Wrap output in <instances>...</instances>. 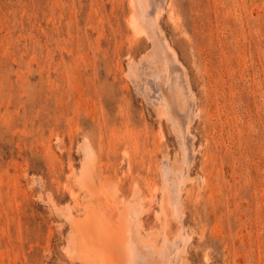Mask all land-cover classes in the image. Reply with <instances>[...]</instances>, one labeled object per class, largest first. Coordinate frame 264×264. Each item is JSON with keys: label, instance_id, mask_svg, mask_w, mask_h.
I'll return each instance as SVG.
<instances>
[{"label": "rangeland", "instance_id": "rangeland-1", "mask_svg": "<svg viewBox=\"0 0 264 264\" xmlns=\"http://www.w3.org/2000/svg\"><path fill=\"white\" fill-rule=\"evenodd\" d=\"M129 1L0 0V264H81L85 259L80 258L81 254L77 255L80 248L76 243L81 246L79 231L90 235V230L87 232L80 226H92L96 221V227L91 228L98 231L93 230L91 237L98 239V235L108 234L115 247L114 250L109 241V251L120 254L121 264L127 263L129 255L122 256L118 240L127 233L125 227L131 223V232L138 235L136 242L140 243L142 239L144 242L141 246L135 242L134 255L139 253L138 247L140 251L144 250L141 255L150 251L151 254L146 255H150L148 260L159 258L154 264H161V260L167 258L169 241H174L179 230L183 232L184 229L188 235L191 232L190 239L187 238L189 242L185 239L188 243L181 245L182 250H188L185 251L187 256L183 255L184 251L181 253L188 264H264V0H162L158 18L155 17L156 23L160 21L157 23L159 37L169 41L168 47L173 46L174 50H171L176 53L172 56L168 47L162 48L158 55L155 54L157 59L154 57L157 64L153 61V53L161 46L155 45L167 44L157 41L159 32L155 31L158 32L155 35L152 28L144 31L150 30V36L142 32L139 37L136 34V38L126 20L132 7ZM151 33L155 36L153 39ZM163 50L168 56L164 57L169 59L159 61L160 54L159 59L162 54L166 55ZM170 57H173V63H170ZM142 59L143 63H153L147 68L151 71L157 65L154 68L155 72L160 68L157 74L173 65V68H179L178 75L177 70L173 75L174 80L179 74L188 77L182 76L185 83L189 80L191 86L186 83L185 86L190 87L185 88L190 90L192 87V98L188 99L190 94L185 88L187 92L182 88V92L179 90L181 96L174 88L181 99L175 96L176 92L173 94L172 90L164 89L167 85L164 87L161 79L158 81L160 86H155L153 72L150 76L148 70L150 77L142 74ZM131 61L136 62L141 71ZM158 61L162 64L168 61V67L172 66L167 68L164 64L165 68H161L163 65L159 63V66ZM130 64L137 73L134 69L129 72ZM133 74L143 79L144 87L168 89L169 93H164L173 94L176 101L182 100L183 96L187 100L181 103L194 104L189 115V121H193L192 129L186 127L194 134L186 132L192 136H187V144L191 142L189 148L194 145L193 150L190 148L188 162L184 160L183 140L178 141L181 134L177 135L179 131L169 120V115L165 118L168 113H160L161 110L169 112L168 106L159 110L160 106L152 103L153 100L135 86ZM161 76H164L163 72ZM175 100L173 98L174 104ZM181 103L178 107L185 106ZM178 107L174 109H183ZM198 107L200 112L196 115L194 109ZM86 142L92 144L91 154L97 159L94 164L92 159L93 166L89 161L91 154L87 155L84 149ZM175 157L184 158V162L178 159L179 163ZM183 163L192 165L186 169L190 174L186 173ZM162 166H171L173 172L176 168L172 173L175 177L171 175V178L172 171L169 173ZM199 174L205 179L202 180ZM176 175L180 187L181 182L188 180H185L186 184L185 181L182 183L183 189L181 187L183 199L179 200L183 202L180 208L185 215L180 217L170 207L179 187L171 186L172 179L178 182ZM166 176L171 182L168 183ZM193 176L198 177L194 179ZM87 179L92 183L89 184ZM200 181L207 184L204 186ZM83 182H87L89 188ZM93 183H98L97 187ZM92 186L94 197H90ZM137 191L140 192L138 198ZM145 197L148 200L144 202ZM141 199L146 206L143 202L140 205ZM162 200L167 201L166 208L160 204ZM94 201L101 206H96ZM99 211L108 214L107 220L105 215L101 218L103 213ZM69 217L74 224L66 219ZM78 221L80 224H75ZM161 222L165 224L162 226ZM180 222L185 227L188 225L187 229ZM152 230H156L154 235ZM158 231L161 235L156 234ZM164 232L169 236L177 232V235L170 238ZM165 235L169 237L168 243ZM179 235L176 239L181 240ZM71 236L72 242L74 239L79 241L74 242L77 253L74 250L69 256L66 248ZM157 241L158 244L153 246ZM147 243L164 258L161 253L159 256L162 257L155 256ZM74 244H70L73 247H68V251L71 247L75 249ZM161 245L165 255L160 250ZM146 258H141L142 262ZM178 258L182 259L180 255ZM87 261L96 264L90 260L83 264H88ZM117 261L110 264H117ZM151 261H144V264H153ZM183 261L180 263L184 264Z\"/></svg>", "mask_w": 264, "mask_h": 264}, {"label": "bare ground", "instance_id": "bare-ground-1", "mask_svg": "<svg viewBox=\"0 0 264 264\" xmlns=\"http://www.w3.org/2000/svg\"><path fill=\"white\" fill-rule=\"evenodd\" d=\"M57 1H58V0H56V2H57ZM161 1H162V0H130V1H129V4H131L132 7H130L129 13H128V15L126 16V20H127V24H128V26H129V28L132 29V32H134L136 38H137V35H136V34H138V37H139V36H140L139 34L142 33V32H143V35L149 33L150 30H149V31L146 30V31H147V33H146V32H144L145 29L152 28V29H153V33H155V31H157V30L159 29V28H157V27H158L157 25L159 24L160 21H159V22L157 21V23H158V24H157V23H156V20H157V19H156L155 17L157 16V13H159V12H157V11H158V7H159ZM168 3H169V2H168ZM166 5H167V4H166ZM167 6H168V5H167ZM167 6H166V7H167ZM59 7H60V6H59ZM61 7H62V6H61ZM160 8H161V7H160ZM161 9H162V8H161ZM161 9H160V10H161ZM163 9H164V8H163ZM163 9H162V11H163ZM160 10H159V11H160ZM170 10H171V9H170ZM162 11H161V12H162ZM157 18H158V16H157ZM159 19H160V18H159ZM53 21H54V20H53ZM146 25H148L149 27L147 26L148 28H146ZM69 26H70V25H69ZM161 28H162V26H161ZM162 29H163V28H162ZM158 32H159V30H158ZM158 32H156L155 35H157ZM153 33H151V35H152V39H153V36H154ZM159 34H160V32L158 33V37L156 36V39L158 38L157 41L162 42V43H166L167 45H166V46H165L164 44L160 45L159 43L157 44V46L155 45V47H159V46H161V49H158V50H157V48H156L157 53L155 52V50H154L155 47L153 46V47H154V48H153V51L155 52V53H153L154 56H153L152 53L150 54L151 56H153V59H154V57H155V54L158 55V51L161 52L162 48H164V47H168V45H169V44L167 43V42H169V41L165 42V40L162 39V38H161V39H162V40H161L160 37H159ZM70 35H71V34H70ZM135 36H134V37H135ZM149 36H150V33H149ZM160 36H162V34H161ZM154 37H155V36H154ZM165 37H166V35H165ZM154 39H155V38H154ZM156 39H155V40H156ZM155 40H154V41H155ZM160 40H161V41H160ZM154 41H153V42H154ZM154 44H156V41L154 42ZM154 44H153V45H154ZM158 45H159V46H158ZM148 46H149V45H148ZM148 46H147V47H148ZM171 46H172V44H171ZM151 47H152V46H151ZM172 47H173V46H172ZM172 47H171V49H172ZM168 48H169L168 50H171V49H170V46H169ZM172 50H174V49H172ZM172 50L170 51L171 53H169V52L167 51V49H165V51H167L169 54H171V55L173 56V54H175L176 52L174 53ZM153 51H152V52H153ZM163 51H164V50H163ZM163 51H162V52H163ZM165 51H164V52H165ZM164 52H163V53H164ZM172 52H173V53H172ZM165 53H166V52H165ZM146 55H147V54H146ZM146 55H144V56H146ZM171 55H169V56H171ZM148 56H149V55H148ZM148 56H146V57L149 58V60H150L151 56H150V57H148ZM160 56H161V54H160L158 57L160 58ZM162 56H163V57H161V59L158 58L159 61H160V60L163 61L164 59H166V60L169 59V58H168V59L166 58V57H168V56H167V53H166V55H165V54H164V55L162 54ZM164 56H166V57H164ZM174 56H175V55H174ZM133 57H134V56H133ZM128 58H130V56H128ZM155 58H156V57H155ZM163 58H164V59H163ZM172 58H173V57H170V61H172V62H170V63H173L174 60L176 61V58H177V57L175 56V59H174V60H173ZM136 59H137V58H136ZM153 59L151 58V60H153ZM156 59H157V58H156ZM162 59H163V60H162ZM171 59H172V60H171ZM138 60H139V59H138ZM144 60H146L145 57H144ZM132 61H133V59H132ZM132 61H131V62H132ZM141 61H142L141 63H143V59H142ZM147 61H148V60H147ZM153 61L157 64V62L155 61V59H154ZM159 61H158V65H159V63H161V65H163V66L159 65V66H161V68H163V67L165 68L166 64L169 63L168 61H167V63L164 62V64H165V66H164V64H162V62H159ZM178 61H179V62H182V61H180V60H178ZM144 62H145V61H144ZM151 62H152V61H151ZM129 63H130V60H129ZM132 63L135 65L136 62H135V63L132 62ZM138 63H139V67H140V62H138ZM155 63H154V65H155ZM133 64H130V66H131V65L133 66ZM152 64H153V63H152ZM152 64H150V61H149L148 64L145 62V63H143V65L141 64V65H142V66H141V67H142L141 69H142V74L144 73V74L147 75V73L149 74V73L151 72V73L149 74V75L151 76V74H152V72H153L154 76H152V78L155 80L156 83L153 82L152 80H150V81H152V82L155 84V86H156V84L159 85L158 81L161 79L162 82L164 83V87L167 85V87H165L164 89L168 88L169 90H172L173 94L176 92L177 94L175 93V94H176L175 96H178V94H179L180 92H182V89H184L185 87L188 86V88H189V87L191 86V85L189 84V82H188L189 80H186V81H187L186 83L189 84L190 86H189V85L185 86V84H186V83L184 82L185 80H183V78H182L183 74H182V76H180L181 74H179V77L176 76V77H178L180 80H179L178 78H177V80H176V79L174 80V76H173V75L175 74V71H176L177 69L179 70V68H177V69L173 68L174 65H173V66L171 65L172 68L169 69V70H172V69H173L172 71H174V73H173L172 71H171V73H167L169 70H166V69L164 70V69H162L161 74H157V72H158V73L160 72V71H158V70H160V68L157 69V72H155L156 69H154V68H155L157 65L154 66V68H153L152 71H151V69H147V68L152 67V66H151ZM128 65H129V64H128ZM136 65H137V63H136ZM136 65H135V66H136ZM179 65H180V64H178L177 66H179ZM132 66L130 67V68H132V69H130L131 71L129 70V72H133L132 70H133L135 67L133 68ZM159 66H158V67H159ZM171 66H169V67H171ZM181 66H182V64H181ZM181 66H180V67H181ZM136 67H137V66H136ZM169 67H168V64H167V68H169ZM175 67H176V65H175ZM137 68H138V67H137ZM137 68H136V69H137ZM182 68H183V71H185V72H183V73H185L184 75H186V70H184L185 68H184L183 66H182ZM138 69H139V68H138ZM138 69H137V70H138ZM124 70H125V69H124ZM124 70H123V71H124ZM134 70H135V69H134ZM148 70H149L150 72H149ZM154 70H155V71H154ZM178 70H177V72H176L177 75H178ZM139 71H141V70L139 69ZM139 71H138V73H139ZM127 72H128V71H127ZM135 72H136V70H135ZM135 72H134V74H135ZM162 72H163V74H164L163 77H165V78H163V77L161 76V75H162ZM136 73H137V72H136ZM172 73H173V74H172ZM179 73H181V71H180ZM127 74H128V73H127ZM131 74H132V73H131ZM134 74H133L132 77L134 78L135 86H136L139 90L143 91L144 94H146V96L148 97V99L153 100L154 102L152 101V103L158 104V106H160V107H158L159 110L162 109L161 107H164V105H166V107L168 106L167 110L169 109V110H168L169 112H167V111L165 112V110H164V111L161 110L160 113H161V112L168 113V114H165L166 116L164 115L165 118L167 117V115H169V117H170L169 120H171V122L173 123L174 127H176V128L178 129V131H179V134H177L178 131H176V132H177L176 134H177V135H180V134H181V139H180V140L178 139V138H180V136L177 137V139H178L179 142L183 140V141L181 142V143H183V147H182V146H181V147L184 148L183 152H184V157H185V159L182 158L181 160L183 161V159H184V160H186V161L188 162V157H189V155H190V152H192V151L190 150V148H191L192 150L194 149V148H193L194 145H192V147L190 146V148H189V146H188L189 143H190V145H191V142H189V143L187 144V141H189L188 139H189V138H192V136H188V134L191 132V130H190V132H189V131H187V128H188L189 126H191V123L193 122V121L190 122L191 119H190V121H189V118H190L189 115H190V111L192 110V106L194 107V104L191 105L192 103H188V104L185 105L184 102H186V100H187L186 98H187V97H186L185 100H184V98H183V96H182V100H180V99H181L180 96L182 95V93H180V96H178V97H180V99H179L178 97H176V98H178V100H180V101L177 100V101H178L177 104H176L177 101L175 100V97H173L174 100L176 101L175 104H176V106L178 107L179 102L181 103V102L184 100V102L181 103V105H185L186 107H185V106H179V107H183V109L180 108V110H175L177 107L175 108V104H174V102H173V98H172V95H173V94L170 93V94H172L171 96H168L167 94H165V93L168 91V89H167L166 91H164L162 88L159 87V86H160V85H159V86H157V87H158L157 89H154V90L152 89V90H153V91H152V90H151L152 86H151V88H149L150 85H148V86H149L148 88H147V87H144V86H145V83L143 84V82L141 81L142 78L140 79V77H139L137 74H136L137 76L135 75V76H136V77H135ZM139 74H141V73H139ZM144 74H143V76H144ZM153 74H152V75H153ZM155 74H157V75H155ZM170 74H171L172 76H171ZM129 75H130V74H129ZM146 75H145V79H146L147 76L150 77L149 75H147V76H146ZM175 75H176V74H175ZM187 76H188V74H187ZM128 77H129V76H128ZM183 77H186V76H183ZM20 78H21V77H20ZM152 78H149V79H152ZM162 78H163V79H162ZM186 78L188 79V77H186ZM129 79H130V78H129ZM149 79H148V80H149ZM131 80H132V78H131ZM142 80H143V79H142ZM161 80H160V81H161ZM132 81H133V80H132ZM178 81H179V82H178ZM146 82H147V84H148V81H146ZM134 83H132V84H134ZM149 84H150V83H149ZM154 84H153V85H154ZM172 84H173V85H172ZM176 84H177V85H176ZM143 85H144V86H143ZM175 85H176V86H175ZM127 86H128V85H127ZM133 86H134V85H133ZM177 87H179V88H177ZM137 88H136V89H137ZM146 88H147L148 90H147ZM155 88H156V87H155ZM174 88H176V90H177L178 92H179V90H180L181 88H182V89H181L180 92L178 93L176 90L173 91ZM188 88H185V89H188ZM185 89L183 90V92L186 91ZM191 89H192V87L190 88V90H191ZM190 90H189V89L187 90V91L189 92L188 95L190 94V96L184 94V96H185V95L188 96V99H190V97L192 98V95H191L192 92L190 93ZM187 91H186V92H187ZM192 91H193V89H192ZM143 92H142V95H144ZM164 92H165V93H164ZM167 93H169V91H168ZM138 94H139V93H138ZM194 94H195V92L193 93V95H194ZM144 96H145V95H144ZM195 97H196V96H195ZM151 100H150V101H151ZM193 100H196V99L194 98ZM193 100H190V102H191V101L193 102ZM187 102H188V101H187ZM195 102H196V101H195ZM195 102H194V103H195ZM159 103L162 104V106L159 105ZM196 103H197V102H196ZM155 104H154V105H155ZM179 105H180V104H179ZM187 105H188V106H187ZM156 106H157V105H156ZM156 106H154V107H156ZM196 106H197V105H196ZM166 107H164L163 109H165ZM179 107H178V108H179ZM184 107H185V108H184ZM174 108H175V109H174ZM159 110H158V111H159ZM197 110H198V111H197ZM197 110L194 109L195 114H196V112H197L196 115H198V113L200 112V111H199V107H198ZM174 111H175V112L178 111L177 114H176ZM164 113H163V114H164ZM191 114H192V113H191ZM196 115H195V116H196ZM161 116H163V115H160V117H161ZM190 116H191V115H190ZM158 117H159V114H158ZM191 118H192V117H191ZM186 119H188V121H189V125L186 124V122L188 123V121H186ZM166 120H167V119H166ZM166 120H165V121H166ZM169 120H167L166 122H168ZM160 122H161V121H160ZM172 123H171V124H172ZM173 125H172V127H173ZM186 125H187V126H186ZM172 127H171V128H172ZM186 127H187V128H186ZM169 128H170V127H169ZM174 129H175V128H174ZM174 129L172 128V130H174ZM177 129H176V130H177ZM189 129H190V127H189ZM189 129H188V130H189ZM191 129H192V126H191ZM174 131H175V130H174ZM159 132H160V130H159ZM186 132H188V134H186ZM161 133H162V132H161ZM173 133H175V132H173ZM159 134H160V133H159ZM177 135H176V136H177ZM189 135H193V136H194V134H193V130H192V132H191ZM160 136L162 137L163 135L161 134ZM187 136L189 137L188 139H187ZM58 138H59V137H58ZM87 138H88V136H87ZM175 139H176V138H175ZM57 140H60V139H57ZM85 140H86V139H85ZM88 140H89V138H88ZM193 140H194V137H193ZM60 141H61V140H60ZM83 141H84V140H83ZM89 141L91 142V140H89ZM191 141H192V140H191ZM90 142H86V144H85V148H84V149L86 150V152H87V155L91 154V152L93 151V146H92V144H91ZM179 142H178V144H179ZM62 143H63V142H62ZM82 143H83V142H82ZM193 143H194V142H192V144H193ZM60 144H61V143H60ZM181 145H182V144H181ZM179 146H180V145H179ZM182 148H181V151H182ZM179 149H180V148H179ZM195 149H196V148H195ZM94 150L96 151L95 148H94ZM95 151H94L93 153H95ZM179 151H180V150H179ZM195 151H196V150H195ZM197 151H198V150H197ZM197 151H196V152H197ZM125 152H126V150H125ZM177 152H178V151H177ZM177 152H176V154L179 153V152H178V153H177ZM183 152H182L181 154H183ZM196 152H195V154H196ZM96 153H97V152H96ZM176 154H175V155H176ZM191 154H192V153H191ZM94 155H95V154H94ZM97 155H98V153H97ZM124 155H125V154H124ZM193 155H194V154H193ZM91 156H92V158H91V160H89V161H91V162H90V165L92 164V159L95 160V161L93 162V164L96 163V160H97V159L93 158L94 156H93L92 154H91ZM98 156H99V155H98ZM126 156H127V153H126ZM178 156H179V154L177 155V157H178ZM181 156H182V155H181ZM87 157H88V156H87ZM95 157H97V156H95ZM164 157H165V156H164ZM167 157H168V156H167ZM195 157H196V156H195ZM97 158H98V157H97ZM193 158H194V157H193ZM163 159H165V158H163ZM170 159H171V158H170ZM170 159H169V157H168V160H169V161H170ZM175 159L178 160L179 158H176V157H175ZM175 159H174V162H173V163H175ZM81 160H82V159H81ZM165 160H167V158H166ZM168 160H167V162H168ZM179 160H180V159H179ZM179 160H178V162H179ZM181 160H180V162H181ZM191 160H192V158H191ZM162 161H163V160H162ZM189 161H190V160H189ZM163 162H164V161H163ZM180 162H179V163H180ZM183 162H184V161H183ZM187 162H186V163H187ZM98 163H99V162H98ZM157 163H158V162H157ZM164 163H165V162H164ZM171 163H172V162H171ZM176 163H177V162H176ZM190 163H192V162H190ZM193 163H194V160H193ZM88 164H89V163H88ZM88 164H87V165H88ZM162 164H163V163H162ZM169 164H170V163H169ZM163 165H164V164H163ZM167 165H168V164H167ZM172 165H173V164H172ZM179 165H180V164H179ZM184 165H186L187 168H186V166L184 167ZM188 165H189V164H188ZM188 165L183 163V167L185 168V170L188 169V167H191V166H192L191 164H190L191 166H188ZM88 166H89V165H88ZM91 166H93V165H91ZM91 166H90V167H91ZM94 166H95V168L97 167V165H94ZM86 167H87V166H86ZM159 167H160V166H159ZM164 167H165L166 170H168V172H169V171H172L171 173H170V172H169V173H170V177H171V175H172V177H173L174 174H172V173H175L176 168H175V171L173 172L171 166H170V167H168V166H164ZM164 167L162 166V168H164ZM95 168H94V167H93V168L91 167L90 169H94V171H95V170H96ZM173 168H174V167H173ZM192 168H193V167H192ZM71 169H72V168H71ZM189 169H190V168H189ZM179 170H180V169H179ZM179 170L177 169V171H179ZM181 170H183V172H184V169H181ZM72 171H73V173H74V170H72ZM90 171H91V170H90ZM94 171H93V172H94ZM161 171H162V169H161ZM77 172H78V171H77ZM91 172H92V171H91ZM93 172H92V173H93ZM181 172H182V171H181ZM181 172H180V173H181ZM188 172H189V170H188ZM188 172H187V170H186V173H188ZM95 173H96V172H95ZM161 173H162V172H161ZM180 173H178V174H180ZM186 173H185V174H186ZM71 174H72V173H71ZM77 174H78V173H77ZM89 174H90V173H89ZM89 174H88V175H89ZM176 174H177V172H176ZM188 174H190V173H188ZM200 174H202V173L200 172ZM200 174H199V177L202 176V175L200 176ZM204 174H205V173H204ZM180 175L183 176V174H180ZM180 175H179V176H180ZM197 175H198V174H197ZM89 176H90V175H89ZM164 176H165V175H164ZM164 176H163V177H164ZM176 176H177V178H178V175H176ZM181 176H180V178H182ZM186 176H187V175H186ZM191 176H192V175H191ZM203 176H204V175H203ZM203 176H202V180L205 179ZM84 177H85V176H84ZM94 177H95V181H96V178H97V177H96V176H94ZM163 177H162V178H163ZM168 177H169V175H168ZM172 177H171V178H172ZM174 177H175V176H174ZM174 177H173V178H174ZM187 177L189 178V176H187ZM195 177H196V176H195ZM197 177H198V176H197ZM197 177H196V178H197ZM40 178H41V177H40ZM81 178H82V176H81ZM166 178H167V176H166ZM192 178H194V176H193ZM192 178H191V179H192ZM196 178H194V179H196ZM76 179H78V177H77ZM85 179H86V178H85ZM85 179L83 178V181H85ZM92 179H93V178H92ZM182 179L184 180V178H182ZM186 179H187V178H186ZM186 179H185V180H186ZM79 180H81V179L79 178ZM158 180H159V179H158ZM167 180H168V183L171 182V181H170V178H169V179L167 178ZM185 180H184V181H185ZM197 180H200V178L197 179ZM207 180H208V179H207ZM81 181H82V180H81ZM81 181H80V184H81ZM86 181L88 182V179H87ZM99 181H100V180H99ZM99 181H98V183H99ZM179 181H180L179 178H178V182H175V181H173V179H172L171 186L177 188V187L180 185V182H179ZM184 181L181 182V187H182V183H184ZM186 181H188V180H186ZM186 181H185V184H186ZM191 181H192V180H191ZM87 182H86V183H87ZM101 182H102V180H101ZM164 182H165V180H164ZM200 182H201V181H200ZM206 182H207V181H206ZM76 183H77V182H76ZM83 183H85V182H83ZM86 183H85V184H86ZM88 183L90 184V183H92V182H90V180H89ZM95 183H96V182H95ZM98 183H97V184H94V183H93V184L97 187ZM168 183L166 182V185H167ZM201 183H202V182H201ZM85 184H84V185H85ZM159 184H160V183H158V185H159ZM195 184H196V183H195ZM197 184H198V183H197ZM202 184H203V183H202ZM202 184H201V185H202ZM206 184H207V183H205V185H206ZM76 185L79 186L78 184H76ZM86 185H87L86 187L89 188L90 185H89V186H88V184H86ZM100 185H102V184H100ZM100 185H99V186H100ZM169 185H170V184H168V186H169ZM199 185H200V184H199ZM203 185H204V184H203ZM205 185H204V186H205ZM80 186H81V185H80ZM133 186H134V185H133ZM171 186H169L168 188H170ZM115 187H116V186H115ZM115 187H114V188H115ZM158 187H159V186H158ZM165 187L167 188V186H165ZM165 187H164V189H165ZM179 187H180V186H179ZM179 187H178L176 190L173 188V190H175V192H174L173 199H171L172 202H171V206H170V207H171L172 210L174 211V214H176L177 216L180 217L181 214H182V212H185V211H181L182 209L180 208V207H181L180 204H182L183 201L181 202V201L179 200L180 198H182V197L180 196V194H181L180 192H181L182 190H181V187H180V188H179ZM188 187H189V186H188ZM84 188H85V187H84ZM102 188H103V186H102ZM102 188H101V190H103ZM114 188H113V189H114ZM134 188H135V186H134ZM142 188H143V187H142ZM192 188H194V187H192ZM82 189H83V186H82ZM85 189H86V188H85ZM105 189H106V188H105ZM170 189H171V188H170ZM182 189H183V187H182ZM185 189H186V187H185ZM185 189H184V190H185ZM187 189H188V188H187ZM190 189H191V188H190ZM190 189H189V190H190ZM86 190H89V189H86ZM91 190H95V188L92 186V189H90V192H91L90 197H91V196L94 197V195H92L94 192H92ZM135 190H136V189H135ZM138 190H139V189H138ZM141 190H142V192H143V189H141ZM158 190H159V189H158ZM168 190H169V189H168ZM173 190H172V191H173ZM99 191H100V188H99L98 192H99ZM172 191H169V192L171 193ZM70 192H71V191H70ZM84 192H85V190H84ZM98 192H97V193H98ZM109 192H110V191H109ZM111 192H112V191H111ZM155 192H157V191H155ZM167 192H168V191H167ZM182 192H183V191H182ZM187 192H188V191H187ZM187 192H186V194H187ZM73 193H75V192H73ZM86 193H87V192H86ZM137 193H138V194H137L138 196H136V197L138 198L140 192L137 191ZM172 193H173V192H172ZM70 194H72V193H70ZM77 194H78V193H77ZM102 194H103V193H102ZM114 194H115V193H114ZM114 194H112V195H114ZM117 194H118V193H117ZM155 194H156V193H155ZM160 194H161V193H160ZM50 195H51V194H50ZM86 195H87V194H85L84 197H86ZM141 195H142V194H141ZM141 195H140V196H141ZM147 195H148V194H147ZM161 195H162V197H163V194H161ZM184 195H185V194H184ZM76 196H77V195H76ZM115 196H116V195H115ZM115 196H113V197L115 198ZM117 196H118V195H117ZM123 196H124V195H123ZM142 196H143V195H142ZM142 196H141V197H142ZM156 196H157V195H156ZM90 197L88 196V198H90ZM118 197H119V196H118ZM185 197H186V195H185ZM133 198H135V197H132V199H133ZM167 198H168V197H167ZM106 199H107V198H106ZM110 199H112V197H111ZM121 199H122V198H121ZM128 199H129V198H128ZM130 199H131V198H130ZM143 199H144V198H143ZM153 199H154V198L151 197V200H153ZM156 199H157V198H156ZM164 199H165V198H164ZM169 199H170V198H169ZM182 199H183V198H182ZM88 200H89V199H87V201H88ZM133 200H134V199H133ZM145 200H146V197H145V199H144L143 201L145 202ZM147 200H148V199H147ZM147 200H146V201H147ZM151 200H150V201H151ZM167 200H168V199H167ZM91 201L93 202V198H92ZM109 201H113V200H109ZM114 201H116V199H115ZM124 201H125V200H124ZM129 201H130V200H129ZM138 201H139V200H138ZM143 201H142V199H141L140 205H141V203H142ZM160 201H161V200H160ZM76 202H77V201H76ZM130 202H132V201H130ZM136 202H137V201H136ZM144 202L142 203L143 205H144ZM152 202H153V201H152ZM152 202H151V203H152ZM180 202H181V203H180ZM85 203H90V202H86V201H85ZM94 203H96L95 205L99 207V205H100L99 202H95V201H94ZM97 203H99V204L97 205ZM116 203H117V202H116ZM118 203H119L118 205L121 204L120 202H118ZM125 203H126V201H125ZM159 203H160V202H159ZM169 203H170V201H169ZM169 203H168V204H169ZM113 204H114V202H113ZM127 204L129 205V202H128ZM127 204H126V205H127ZM132 204L134 205V203H132ZM160 204L162 205L163 208H166V207H167V201H165V200H162V202H161ZM77 205H78V203H77ZM116 205H117V204H116ZM118 205H117V206H118ZM121 205H123V204H121ZM121 205H120V206H121ZM146 205H147V204H146ZM146 205H144V206H146ZM93 206H94V205H92L91 207L94 208ZM96 206H95V207H96ZM100 206H101V205H100ZM106 206H107V205H106ZM137 206H138V204H137ZM150 206H151V204H150ZM150 206H149V208H150ZM98 207H96V208L98 209ZM111 207H113V205H111ZM182 207H184V206H182ZM66 208H67V207H66ZM89 208H90V207H89ZM92 208H90V209H92ZM115 208H116V207H115ZM125 208H126V207H125ZM132 208H133V207H132ZM138 208H139V207H138ZM142 208H143V206H142ZM99 209H102V208H99ZM112 209H113V208H112ZM128 209H129V208H128ZM134 209H135V208H134ZM62 210H63V209H62ZM64 210H65V209H64ZM93 210H95V209H93ZM114 210H115V209H114ZM122 210H123V209H122ZM167 210H168V209H167ZM97 211H98V210H97ZM148 211H149V210H148V208H147V212H148ZM168 211H169V210H168ZM58 212H59V211H58ZM71 212H72V214H75L74 211H71ZM73 212H74V213H73ZM77 212H78V210H76V213H77ZM80 212H81V213H84V211H80ZM80 212H79V213H80ZM93 212H94V211H93ZM99 212L103 213L102 211H99ZM99 212H98V213H99ZM104 212H105V211H104ZM124 212H125V211H124ZM134 212H135V210H134ZM134 212H133V213H134ZM156 212H157V211H156ZM158 212H159V211H158ZM63 213H64V211H63ZM105 213L107 214V212H105ZM126 213H128V212H126ZM135 213H136V212H135ZM138 213H139V212H138ZM159 213L162 214L161 211H160ZM122 214H123V212H122ZM139 214H140V213H139ZM170 214H171V213H170ZM170 214H169V215H170ZM174 214H171V215L174 216ZM62 215H63V214H62ZM65 215H66V214H65ZM84 215H85V214H84ZM84 215L82 216L83 218H84ZM98 215H99V214H98ZM100 215H101V214H100ZM100 215H99V216H100ZM104 215H105V214L103 213L101 218H103ZM107 215H108V214H107ZM107 215H105V218L107 217ZM142 215H143V214H142ZM163 215H164V214H162V216H163ZM169 215H167V217H168ZM182 215H183V214H182ZM184 215H185V214H184ZM184 215H183V216H184ZM67 216H68V215H67ZM76 216H77V215H76ZM79 216H80V215H79ZM85 216H88V215H85ZM124 216H125V215H124ZM138 216H139V215H138ZM158 216H159V215H158ZM165 216H166V215H165ZM165 216H164V217H165ZM173 216H172V218H174ZM177 216H176V217H177ZM65 217H66V216H65ZM70 217H71V215H70ZM70 217H69V219H68V218H66V219L69 220L70 222H72V219H71ZM94 217H95V215H94ZM125 217H126V216H125ZM176 217H175V218H176ZM179 217H177L178 219L176 218V220H179ZM77 218H78V216H77ZM77 218H76V219H77ZM80 218H81V216H80ZM80 218H79V219H80ZM85 218H86V217H85ZM101 218H100V219H101ZM126 218H127V217H126ZM129 218H130V216H129ZM129 218H128V219H129ZM140 218L142 219V216H141ZM157 218H158V217H157ZM161 218H162V217H161ZM175 218H174V219H175ZM103 219H104V218H103ZM122 219H123V218H122ZM182 219H183V218L181 217L180 220L182 221ZM73 220H74V219H73ZM89 220H90V219H89ZM106 220H107V218H106ZM109 220H110V219H109ZM125 220H126V219H125ZM130 220H131V219H130ZM132 220H133V218H132ZM161 220H163V218H162ZM76 221H77V220H76ZM79 221H80V220H79ZM79 221L76 222L75 224H78ZM91 221L93 222V220H91ZM119 221H120V220H119ZM170 221H171V220H170ZM92 222H91V223H92ZM168 222H169V221H168ZM178 222H179V221H178ZM72 223L74 224V222H72ZM72 223H71V224H72ZM118 223L120 224V222H118ZM126 223H127V222H126ZM161 223H162V224H161L162 226L165 224V223H163V222H161ZM180 223H182V222H180ZM180 223H178V224L180 225ZM184 223H185V222H184ZM73 224H72V225H73ZM79 224H80V223H79ZM79 224H78V225H79ZM95 224H97V221H96ZM95 224H94V225H95ZM98 224H99V223H98ZM123 224H124V223H123ZM127 224H128V223H127ZM182 224H183V223H182ZM72 225H71V226H72ZM78 225H77V227H78ZM94 225H92V226L94 227ZM102 225H103V224H102ZM129 225L132 226V223L129 224ZM137 225H138V224H137ZM137 225H134V227H135V226L137 227ZM166 225H167V223H166ZM166 225L164 226L165 228L167 227ZM184 225H185V224H183L182 226H184ZM87 226H88V227H87ZM87 226L84 227V228H82V226H80V228H81L82 230H85V229H86L87 232H89L88 230H90V232H89L90 235H87L88 233L86 234V233H84V232L79 231V232H80V238H79L80 241H79V240H76V241H79V242L81 243V244H80V245H81L80 247H79V243H78V242L76 243V244H78V246H77L76 244H74V242H76L75 239H74V242H72V241H73V240H71V239H72V236H73V232H72V236L70 237V241H71L72 243H71V242L69 243V241H68L69 245H68L67 248H66V249H67V252H68L67 254L70 253L69 256L72 255L74 250H75L74 253H77L76 248H75V245H76L78 248H80L79 250H80V252H81V253H80V252L78 251L79 254H77V255H80V254H81L82 257H80V256H79V257H80V258H84L85 261H86V260H90V262L93 261V262L96 263V264H110V263H114L115 260H116V261L118 260L119 262L117 261L116 263H117V264H121V263H120V261H121L120 259H121V258L118 257L120 254H119V255H115L114 252L109 251V249H111L110 247H108V246H110V245H109V241H110L111 246L113 245V243L111 242L110 237L107 236L108 234L105 235V236H103L102 234L99 233L100 235H98V237H97L98 239H96V237H91V234H93L94 231H95L97 228H96V229H93V230H94V231H93V230H92V228H93L92 226H89V225H87ZM97 226H98V225H97ZM104 226H105V225H104ZM106 226H107V225H106ZM131 226H128V225H127V227H125V228L127 229V233L122 234V236L120 237L121 240H118V242H120V244H121V245H119V246H122V248H121V249H122V250H121L122 253H121V254H124V255H122V256H125V255H127V254L129 255V256H127V258H128L127 260H128V261H126V262L129 263V264H144V261H145V263H147V261L149 262V261H151V260H150V259L148 260V256H150V255H148V256H146V255H147L148 253L151 254V252L149 251L147 254H144V253H143V255H141L142 251L144 252V250H142L141 248H142V247H145V246L140 247V249H141L142 251H140V250H139V247H138V251H137V252H139V253L141 252V253H140V256H141V257L138 256L139 253L136 254V255H134V251L137 250V248H136L137 244H135V242H136V237H137L138 235H137V236H134V234L131 232V229H133V228H131ZM141 226H142V225H141ZM89 227H90V228L92 227V228L90 229ZM95 227H96V226H95ZM95 227H94V228H95ZM108 227H109V226H108ZM115 227L117 228V226H115ZM118 227H119V225H118ZM132 227H133V226H132ZM136 227H135V228H136ZM142 227H143V229H144V226H142ZM142 227H140L141 230H143ZM159 227H160V225H159ZM159 227H158V228H159ZM164 227H163V228H164ZM184 227H185V226H184ZM184 227H182V228H184ZM187 227H188V225H187ZM187 227H185V228L187 229ZM78 228H79V227H78ZM80 228H79V230H80ZM87 228H88V229H87ZM109 228H111V227H109ZM130 228H131V229H130ZM165 228H164V230H165ZM178 228H179V227H178ZM180 228H181V227H180ZM72 229H73V228H72ZM72 229H71V230H72ZM76 229H77V228L75 227V231H76ZM117 229H118V228H117ZM117 229H116V230H117ZM119 229H120V228H119ZM122 229H123V228H122ZM122 229H121V230H122ZM137 229H138V228H137ZM137 229H136V231L138 232ZM147 229H148V228H147ZM167 229H168V228H166V230H167ZM110 230H113V228H111ZM145 230H146V229H145ZM149 230H150V229H149ZM149 230H148V231H149ZM157 230H158V229H157ZM178 230H179V229H178ZM92 231H93V233H91ZM96 231H98V229H97ZM134 231H135V230H134ZM148 231H147V233H148V234H151V233H149ZM152 231H153V230H152ZM152 231H150V232H152ZM154 231H156V230H154ZM154 231L152 232L153 235H154ZM70 232H71V231H70ZM77 232H78V231H76V232L74 233L75 236L78 235V234H76ZM118 232H119V231H118ZM121 232H123V231H121ZM124 232H125V231H124ZM139 232H140V229H139ZM139 232H138V233H139ZM160 232H162V228H161ZM165 232H166V231H165ZM165 232H164V233H165ZM96 233H97V232H95V235H96ZM141 233H142V231H141ZM147 233L145 234V232H144L145 236H147ZM180 233H181V235H183L182 237L179 235ZM97 234H98V233H97ZM120 234H121V233H120ZM144 234H143V235H144ZM156 234H159V231H158V233H156ZM165 234H167V235L169 236L168 233H165ZM179 234H178V235L181 237V240L176 239V237L178 236V235H177V232H176V234H175V233L172 234V235H177V236L175 237V240H174V241H172V240L169 241V237L171 238V236H172L171 234H170L169 237H168L167 235H165V236L168 237V239L166 240V242L169 241V248H170V250L168 249L170 252H168V254L165 256V258L167 257L166 259H162V258H164V256L162 255L161 252H159V253L157 252V253H158V254H157V253L154 251V249H153V248H154L153 246H154L155 244H158L159 241H157V243H155V242H156V241H155L154 244H153V242H152L153 246H152V244H151V245H148V244H150L151 242H150V243H147V246H148V247L150 246V247H151V250L153 249V250H152V251H153L152 253L154 254V252H155V256H156V255L159 256V254L161 253L160 255L163 256V257H162V256H159V257H162V258H161L162 260L160 259V260H161V264H183V263H180V260H182V261L184 260V259L182 258L183 256L181 257V253L184 251V252H183V255H186V252H185V251L188 252V250H185V248H184V250H182V248H183L182 246H183V245L185 246V244L189 242V239H190L189 237H190V235H191V232H190V235H188L189 233L187 232V230L185 231V229H184L183 232L179 230ZM95 235H94V236H95ZM109 235H110V233H109ZM117 235H118V234H117ZM159 235H161V234H159ZM96 236H97V235H96ZM118 236H119V235H118ZM140 236H141V237H139V238L141 239V238H142V234H140ZM157 236H158V235H157ZM76 237H77V236H76ZM89 237H90V238H89ZM150 237L152 238L153 236H149V238H150ZM158 237L160 238V236H158ZM158 237H156V239H155V238H154V239L157 240ZM180 237H179V238H180ZM74 238H75V237H74ZM91 238H93V239H91ZM94 238H95V239H94ZM118 238H119V237H117V239H118ZM139 238H138V239H139ZM165 238H166V237H164V240L162 241L163 246H164ZM177 238H178V237H177ZM187 238H189V239H187ZM77 239H78V238H77ZM138 239H137V240H138ZM140 239H139V240H140ZM145 239H146V237H145ZM185 239H187L188 242H187V240H186V242H185ZM113 240H114V239H112V241H113ZM142 240H143V239H142ZM142 240H141V242L144 244V242H143ZM147 240H148V239H147ZM178 240H179V243L177 242ZM141 242H140V243L136 242V243L140 244V246H141V245H142ZM176 242H177V244H175ZM167 243H168V242H167ZM184 243H185V244H184ZM70 244H74V248H75V249H72L73 246L70 245ZM134 244H135V247H134ZM182 244H183V245H182ZM107 245H108V246H107ZM115 245H116V243L114 244V246H115ZM181 245H182V246H181ZM70 246H72V247L70 248V250H69L70 252H69V251H68V247H70ZM147 246H146V247H147ZM112 247H113V246H112ZM117 247H118V244H117ZM146 247H145V248H146ZM150 247H149V250H150ZM159 247H160V245H159ZM161 247H162V245H161ZM181 247H182V248H181ZM189 247H190V246H189ZM113 248H114V250H115V247H113ZM166 248H168V247H167V245L165 244L164 249L166 250ZM71 249H72V250H71ZM117 249L120 250L119 247H118ZM117 249H116V250H117ZM143 249H144V248H143ZM146 249H148V248H146ZM155 249H156V248H155ZM164 249H163V247L160 248V250H162V251H163ZM178 249H180V250H182V251L180 252V251H178ZM188 249H189V248H188ZM160 250H159V251H160ZM165 250H164V251H165ZM71 251H72V252H71ZM146 251H148V250H145V252H146ZM156 251H157V249H156ZM164 251H163V253H164ZM177 253H179L180 258H182V259H179V258H178L179 255H178ZM176 254H177L178 256H177ZM144 255H145V256H144ZM164 255H165V253H164ZM130 256H131V257H130ZM137 256H138V257H137ZM158 256H157V257H158ZM175 256H177V257H175ZM186 256H187V255H186ZM79 257H78V258H79ZM139 257H140V258H139ZM146 257H147V258H146ZM70 258H72V256H71ZM78 258H76V259H78ZM115 258H117V259H115ZM118 258H119V259H118ZM141 258H142V259L146 258V259L142 262V259H141ZM149 258H151V257H149ZM152 258H153V257H152ZM155 258H156V257L153 258L154 261H156L157 259H159V258H156V259H155ZM123 259H124V258H123ZM185 259H186V257H185ZM73 260H74V259H73ZM146 260H147V261H146ZM163 260H164V261H163ZM186 260H187V259H186ZM80 261H82V260L80 259ZM85 261H82L81 264H83V262H85ZM122 261H123V260H122ZM124 261H125V260H124ZM154 261H151V262H153V264H154ZM162 261H163V262H162ZM183 262H185V260H184ZM186 262H187V261H186ZM186 262H185L184 264H186ZM87 263L89 264V261H87ZM122 263H123V262H122ZM127 263H126V264H127ZM156 263H157V261H156ZM158 263H159V262H158ZM77 264H78V263H77ZM84 264H86V263H84ZM90 264H91V263H90ZM124 264H125V263H124ZM149 264H150V263H149ZM159 264H160V263H159ZM187 264H188V262H187Z\"/></svg>", "mask_w": 264, "mask_h": 264}]
</instances>
